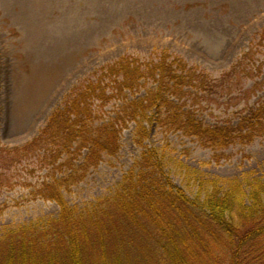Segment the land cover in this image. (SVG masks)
<instances>
[{
    "label": "trees",
    "instance_id": "16d2710c",
    "mask_svg": "<svg viewBox=\"0 0 264 264\" xmlns=\"http://www.w3.org/2000/svg\"><path fill=\"white\" fill-rule=\"evenodd\" d=\"M215 85L165 50L121 55L78 80L35 137L0 145V188L7 171L33 163L45 174L25 200L58 206L55 218L5 227L0 264H264V181L197 176L190 196L171 178L162 148L145 144L155 127L166 141L194 140L218 164L230 147L264 138V97L235 124H207L187 106L190 89L207 96ZM131 124L141 148L134 165L111 195L70 205L64 193L118 153Z\"/></svg>",
    "mask_w": 264,
    "mask_h": 264
},
{
    "label": "rangeland",
    "instance_id": "374dc122",
    "mask_svg": "<svg viewBox=\"0 0 264 264\" xmlns=\"http://www.w3.org/2000/svg\"><path fill=\"white\" fill-rule=\"evenodd\" d=\"M164 50L216 80L207 96L190 89L187 106L207 124H235L264 97V0H0V145L31 140L69 89L102 64ZM134 127L121 133L115 156L64 193L70 205L112 194L141 150ZM165 139L149 126L145 144L162 148L171 178L190 196L197 176L264 181V138L230 147L218 164L190 138ZM44 174L33 163L6 172L0 232L57 216L54 202L25 200Z\"/></svg>",
    "mask_w": 264,
    "mask_h": 264
}]
</instances>
